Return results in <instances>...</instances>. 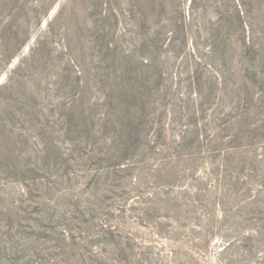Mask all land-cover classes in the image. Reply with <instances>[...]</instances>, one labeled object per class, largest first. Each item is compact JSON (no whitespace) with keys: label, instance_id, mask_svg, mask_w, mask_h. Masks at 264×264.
<instances>
[{"label":"rangeland","instance_id":"obj_1","mask_svg":"<svg viewBox=\"0 0 264 264\" xmlns=\"http://www.w3.org/2000/svg\"><path fill=\"white\" fill-rule=\"evenodd\" d=\"M0 264H264V0H0Z\"/></svg>","mask_w":264,"mask_h":264}]
</instances>
